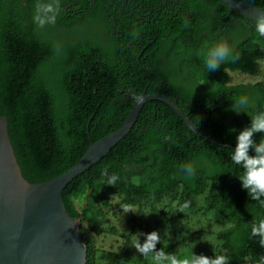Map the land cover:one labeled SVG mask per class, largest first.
I'll use <instances>...</instances> for the list:
<instances>
[{
	"label": "trees",
	"instance_id": "trees-1",
	"mask_svg": "<svg viewBox=\"0 0 264 264\" xmlns=\"http://www.w3.org/2000/svg\"><path fill=\"white\" fill-rule=\"evenodd\" d=\"M213 1L229 10L221 1ZM37 2L0 0V116L6 117L23 177L39 183L61 174L85 151L88 133L95 141L117 129L148 82V68L152 77L147 92L173 99L217 143L195 134L163 101L148 100L130 132L63 189L66 211L94 233H101L102 219L94 199L105 205L111 193H118L126 203L143 204L158 201L181 184V199L186 201L190 194L201 193L208 179L211 195L205 208L213 211L216 221L228 225L216 234L221 241L216 254L228 255L230 264H257L264 248L249 237L245 225L264 215V208L241 188L237 178L241 170L231 162L230 154L249 117L264 110V84L228 81L229 71L258 74L264 37L251 27L232 44L239 59L209 72L204 60L214 36L202 35L188 24L181 32L160 25V30L155 28L150 34L149 39L156 40L145 53L154 46L158 47L154 53H167L174 65L161 66L156 56L143 60L141 54L137 61L144 43L136 44L134 50L127 46L128 41L140 39L131 26L110 34L106 43L99 42V29L112 21L99 8L102 0H59L55 23L43 27L33 19ZM251 3L264 9V0ZM123 21L125 17L119 20ZM213 29L217 30L216 24ZM242 96H248L254 106L246 114H236L232 106ZM188 161L195 162L197 173L184 179L180 167ZM105 168L119 175L115 185L106 184L101 171ZM83 197L86 201L77 208L74 200ZM79 234L86 248L85 264H92L93 244ZM127 260L123 251L114 256L116 264Z\"/></svg>",
	"mask_w": 264,
	"mask_h": 264
},
{
	"label": "water",
	"instance_id": "water-1",
	"mask_svg": "<svg viewBox=\"0 0 264 264\" xmlns=\"http://www.w3.org/2000/svg\"><path fill=\"white\" fill-rule=\"evenodd\" d=\"M231 12L254 20L262 8L243 0H219ZM149 79L140 96L115 130L93 141L67 170L44 182L27 181L17 162L7 131L6 117L0 116V264H85L86 248L81 240L79 218L71 217L61 199L63 189L120 142L134 126L144 104L158 99L169 105L195 134L206 136L167 95L147 92Z\"/></svg>",
	"mask_w": 264,
	"mask_h": 264
},
{
	"label": "rangeland",
	"instance_id": "rangeland-1",
	"mask_svg": "<svg viewBox=\"0 0 264 264\" xmlns=\"http://www.w3.org/2000/svg\"><path fill=\"white\" fill-rule=\"evenodd\" d=\"M260 71L256 75L239 71H229L230 84L254 83L262 81L264 84V59L259 60ZM137 182L138 177L133 176ZM204 190L199 194H190L186 201L181 199L183 185L178 184L171 192L163 195L158 201L150 199L143 204H130L123 200L118 193H111L107 204L94 199L102 219L101 233H94L86 223L78 224V230L85 239L91 241L94 247L92 264H116L114 256L120 252L127 254L126 264H152L133 247L136 233H149L157 230L162 235L157 249L163 248L166 252L174 253L182 258L195 254H204L212 257L221 250V241L217 232L227 227L214 218L213 211L205 208L210 198V180L204 179ZM86 197L74 200L77 208H81ZM121 204L133 206V212L123 215ZM141 242L144 237H140ZM194 245V247H193ZM193 247V249H192ZM247 264V263H245Z\"/></svg>",
	"mask_w": 264,
	"mask_h": 264
},
{
	"label": "clouds",
	"instance_id": "clouds-1",
	"mask_svg": "<svg viewBox=\"0 0 264 264\" xmlns=\"http://www.w3.org/2000/svg\"><path fill=\"white\" fill-rule=\"evenodd\" d=\"M243 2L249 3L252 0H243ZM58 9L59 0H48L47 3L38 0L33 17L34 22L40 27L45 24H54ZM258 13L251 21V27L260 37H264V9ZM237 59H239V53L235 52L234 45H230L228 39H220L209 47L204 64L211 72L219 69L226 61L235 62ZM253 106L254 102L248 96H242L234 101L232 110L236 114H246V110ZM236 109L242 111H236ZM249 118V125L236 135V143L234 149L231 150L230 160L241 170L237 177L241 188L247 191L251 200L264 208V110H256ZM230 131L235 132L236 130L231 129ZM257 133L261 134L259 140L255 139ZM101 171L107 185L113 186L120 179L118 174L109 173L107 168ZM180 171L184 179H191L197 173V165L193 161H188L181 165ZM132 208L130 204L120 205L123 215L133 212ZM245 227L249 230V237L256 238L259 246L264 248V215L257 216ZM141 236L144 237L142 242ZM161 241L162 235L157 230L149 233H136L133 247L152 264H230L231 261L226 254H214L209 257L204 254H195L193 251L182 258L174 253L166 252L163 248L157 249V244ZM257 264H264V255L259 257Z\"/></svg>",
	"mask_w": 264,
	"mask_h": 264
},
{
	"label": "flooded vegetation",
	"instance_id": "flooded-vegetation-1",
	"mask_svg": "<svg viewBox=\"0 0 264 264\" xmlns=\"http://www.w3.org/2000/svg\"><path fill=\"white\" fill-rule=\"evenodd\" d=\"M92 1L95 3L98 0ZM102 1L103 4L101 3L99 8L106 14V19L112 21L104 22L103 28L99 29V42L106 43L107 39L110 38V34L122 33L123 27L126 25L131 26L137 36L140 35V39L136 42L135 40L128 41L127 46L134 50L136 44L144 43L140 53L136 55L138 62L141 56L143 60L156 56V60L161 66L164 64L174 65V63L170 62L171 58H169L167 53H154L158 48L157 46L151 48L150 52L145 53V50L154 44L156 40L155 38L149 39L150 34L154 33L155 28L160 30V25L168 27L167 29H176V32H181L188 24L202 35L214 36L215 39L212 43L216 40L228 39L230 45L241 39L251 28V22L248 19L237 17L230 10L225 11L213 0ZM93 8H96V5H93ZM114 12L115 14H120V17L116 16ZM153 14H155L154 17L152 16ZM121 17H125V21L119 22ZM215 24L217 26L216 31L213 29ZM132 55L134 54L132 53ZM175 69L178 73H183L180 67L176 66Z\"/></svg>",
	"mask_w": 264,
	"mask_h": 264
}]
</instances>
